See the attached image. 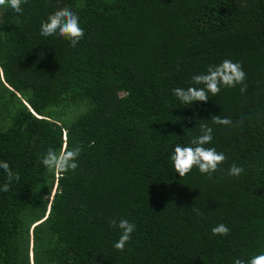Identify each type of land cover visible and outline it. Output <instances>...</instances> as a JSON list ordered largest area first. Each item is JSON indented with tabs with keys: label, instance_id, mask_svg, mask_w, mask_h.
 <instances>
[{
	"label": "trees",
	"instance_id": "16d2710c",
	"mask_svg": "<svg viewBox=\"0 0 264 264\" xmlns=\"http://www.w3.org/2000/svg\"><path fill=\"white\" fill-rule=\"evenodd\" d=\"M21 7H0V161L20 176L0 191V264H234L264 252V0ZM64 7L84 29L75 47L40 34ZM225 59L242 64L246 92L221 86L190 106L173 95ZM201 124L226 160L212 178L180 177L170 155ZM65 144L82 151L58 176L41 156ZM114 219L136 225L123 251ZM219 224L227 236L212 234Z\"/></svg>",
	"mask_w": 264,
	"mask_h": 264
},
{
	"label": "clouds",
	"instance_id": "9594fccd",
	"mask_svg": "<svg viewBox=\"0 0 264 264\" xmlns=\"http://www.w3.org/2000/svg\"><path fill=\"white\" fill-rule=\"evenodd\" d=\"M27 0H0V7L11 8L16 13L23 11L21 5L26 4ZM40 34L44 37L59 36L68 40L72 47H75L84 36V29L80 26L79 16L70 8L64 7L49 14L45 21H42ZM246 72L242 64L233 62L231 59L223 60L219 65H209L206 73L196 74L191 77V86L185 88L177 87L172 90L173 95L185 106H190L193 102H207L209 93L211 96H217L221 91V86L235 87L241 85L240 91L246 92L245 84ZM203 85V87H197ZM214 124L231 126L233 121L227 117L214 115L211 118ZM200 134L191 137L188 145L177 144L170 155V160L175 172L180 177L187 175L196 167L202 174H207L212 178L219 166L225 162L226 156L218 152L214 147H205L213 139V129L207 124H201ZM191 135V134H189ZM82 147L76 145L69 149L65 144L59 151L49 147L41 156V163L49 172L56 175L66 173L69 170L75 171L78 167V157ZM0 169L7 174V182L0 187V191L8 192L12 182L19 181L20 176L14 172L7 161H0ZM244 172L243 166H237L233 163L228 174L239 177ZM198 215H202L199 209H193ZM113 227L121 230V235L114 247L123 251L127 242L131 240V234L135 231L136 225L127 219H121L118 223L114 219L111 221ZM213 235L227 236L230 229L225 224H219L212 229ZM234 264H264V252L253 255L247 261L236 258Z\"/></svg>",
	"mask_w": 264,
	"mask_h": 264
}]
</instances>
